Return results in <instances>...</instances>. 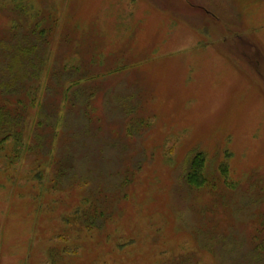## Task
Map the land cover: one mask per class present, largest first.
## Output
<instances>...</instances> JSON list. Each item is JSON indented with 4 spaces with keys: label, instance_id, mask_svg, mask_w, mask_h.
Listing matches in <instances>:
<instances>
[{
    "label": "rangeland",
    "instance_id": "rangeland-1",
    "mask_svg": "<svg viewBox=\"0 0 264 264\" xmlns=\"http://www.w3.org/2000/svg\"><path fill=\"white\" fill-rule=\"evenodd\" d=\"M0 102V264H264V0H0Z\"/></svg>",
    "mask_w": 264,
    "mask_h": 264
},
{
    "label": "trees",
    "instance_id": "trees-1",
    "mask_svg": "<svg viewBox=\"0 0 264 264\" xmlns=\"http://www.w3.org/2000/svg\"><path fill=\"white\" fill-rule=\"evenodd\" d=\"M33 47L34 49L38 48L37 45H34ZM29 75L34 78L38 77L35 73H30ZM17 104L22 106V109L26 108L21 100H19ZM22 109L19 107V111L15 114L12 111L10 112L3 102H0V146L14 142H23L24 130L22 124L25 121L24 118H21L25 117V115L22 113ZM205 164L206 159L204 158V154H198L193 158L189 170L184 175L185 184L190 189L201 190L202 188L207 187L208 181L205 177ZM220 171L223 176H227L226 169L222 168Z\"/></svg>",
    "mask_w": 264,
    "mask_h": 264
}]
</instances>
